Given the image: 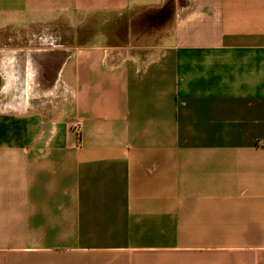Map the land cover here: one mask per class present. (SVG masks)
Wrapping results in <instances>:
<instances>
[{"label":"crops","instance_id":"0c3cea01","mask_svg":"<svg viewBox=\"0 0 264 264\" xmlns=\"http://www.w3.org/2000/svg\"><path fill=\"white\" fill-rule=\"evenodd\" d=\"M0 264H264V0H0Z\"/></svg>","mask_w":264,"mask_h":264},{"label":"built area","instance_id":"2783aa9c","mask_svg":"<svg viewBox=\"0 0 264 264\" xmlns=\"http://www.w3.org/2000/svg\"><path fill=\"white\" fill-rule=\"evenodd\" d=\"M72 129H73L74 133L77 135V137H79L80 134H81V126H80V124L79 123H74L72 125Z\"/></svg>","mask_w":264,"mask_h":264}]
</instances>
